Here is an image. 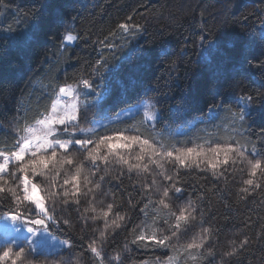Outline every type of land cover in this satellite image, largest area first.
<instances>
[{"label":"snow or ice","instance_id":"snow-or-ice-1","mask_svg":"<svg viewBox=\"0 0 264 264\" xmlns=\"http://www.w3.org/2000/svg\"><path fill=\"white\" fill-rule=\"evenodd\" d=\"M229 2L232 3L233 0ZM4 6L7 7L6 4ZM44 6H34L24 16H31L35 21ZM241 7L244 5L237 2V10ZM134 15L135 11L124 22H119L103 39L91 41V44L89 34H73L75 26L69 22L66 28L68 34L61 38V47L57 51L67 52V45L80 39L84 41L85 47L98 44L103 49L115 52L123 47L116 40L123 39L125 44H130L131 40L144 35L146 29L134 22ZM241 17L245 22L251 17L260 21L255 35L248 34L253 29L247 24L241 31H229L225 26L218 30L220 38L211 40L201 20L184 36L177 56V59H182L187 55L185 50L190 45L201 50L199 60L206 66L207 77L215 82V91L203 101V107L198 110L206 111L208 119L213 122L223 115L224 123L229 125L231 132L223 138L222 143L216 140L208 141L207 146L169 145L163 136L165 116L156 109V104L160 101L153 102L154 98L132 106L136 108L135 112L132 108L124 110L132 119L143 113L144 119L138 125L115 128L111 132L108 130L109 126L101 125L105 129L101 135L95 127L97 121H89L88 117L103 100L101 81L108 74L120 71L118 65H110L103 55L92 63L83 60L86 68L73 77V83L69 84L65 80L63 84L51 85L48 93L50 108L38 112L32 122H28L20 108H17V115L13 118L16 127L14 145L8 151L0 150V230L5 235V242L0 248V264H25L26 261L27 264H36V257L44 255L50 247L48 241L53 238V229L69 233L75 226L70 217L62 214L64 208H61V215H57V204L65 208L76 205L75 210L79 212L82 202H86L88 207L77 217V221L84 222L79 225L80 231H86L89 219H103L104 227L92 229L91 237L80 236L81 241L87 239L88 242L86 246L81 245L83 251L76 257V264H83L82 258H94L98 264H105L106 259L122 264L119 253L107 257L103 247L109 243L110 238H114L117 230L123 228L128 232L125 220L126 217L131 220V217L127 212L121 214L120 211H114L120 208L116 203L117 198L126 203L129 210L142 204L138 211L145 216L149 205L153 208L162 206L168 210L165 216L160 217L157 209L158 214L153 222L163 219V224L167 225L166 230L162 228L159 234L156 230L149 232L144 229L136 233L135 226L131 230V244L138 248H163L173 253L164 257L156 256L154 264H180L181 256L185 258V264L188 260L196 264L201 261L215 264V246L211 243L213 231L210 227L203 226V209L197 201H185L186 180L182 170H187L188 175L193 170L210 172L212 179L223 180L225 183L231 172H246L247 178L242 180L243 186L238 189V199L256 203V197L264 195V123L258 131L252 130V124L257 118L264 121V83L252 91L240 79L239 71H228L229 68L234 69L237 65L246 63L250 69H258L264 77V51L259 55L253 54L257 43L264 45V8L253 9L247 14L241 13ZM72 19L74 21L75 18ZM60 23L63 25V18ZM35 27L38 28L39 25ZM4 31L6 35L0 39L3 46L10 42L27 43L33 39L28 30L19 39L11 26ZM159 55L167 58L172 53L162 50ZM74 58L69 56V59ZM169 67L168 75L172 78V72H179L177 61L172 60ZM187 75L186 69L184 78ZM176 79L178 86L179 78ZM163 95L167 97L168 94ZM65 97H71L72 102L60 103ZM194 103H200L196 95L187 99L186 106ZM168 111L174 114L176 110L169 105ZM17 117L23 120L22 124ZM198 119L203 121V116ZM117 121L128 124V120H120L119 113ZM85 123L93 126L83 127ZM250 136L259 143L252 142ZM117 165L118 168L115 167ZM98 173V179H94ZM199 179L206 180L208 177L201 176ZM104 184L109 185L108 191L102 190ZM219 191L224 193V189ZM117 192L123 195L117 197ZM98 194H110L113 197L106 208L100 211L94 206ZM153 196L156 197L155 200ZM259 203L264 204V199ZM89 212L93 213L90 217L86 215ZM198 216L201 232L177 248L181 236L194 230ZM109 217L114 218L109 220ZM242 227L248 231H241L229 241L228 248L220 255L221 264H253L257 249L262 253L259 264H264V222L254 221L248 215ZM57 246L61 251L71 250L74 243L70 239L57 240ZM124 247L127 250L128 244L125 243ZM28 256L33 259L29 261ZM61 264H71V260L61 261ZM138 264L150 262L144 259Z\"/></svg>","mask_w":264,"mask_h":264},{"label":"trees","instance_id":"trees-1","mask_svg":"<svg viewBox=\"0 0 264 264\" xmlns=\"http://www.w3.org/2000/svg\"><path fill=\"white\" fill-rule=\"evenodd\" d=\"M237 2L242 3L244 7L237 10ZM5 4L7 7L4 6ZM41 4L45 6L35 21L31 16H24L28 9ZM260 8H264L262 0H233L232 3L229 0H3V3H0V39L6 35L4 29L9 26L18 39L23 37L25 30L32 34L33 39L22 44L12 42L7 46L0 44V150L8 151L14 145L16 127L13 118L17 115L18 107L24 118L32 122L38 112H44L46 108H50L48 93L51 85L63 84L65 80L69 84L73 83V77L86 68L83 60L86 59L92 63L100 55L105 56L110 65H118L120 71L108 74L106 79L101 81L103 100L99 107L89 114V121L96 120L102 115L115 116L144 99L154 98L153 101H160L156 105L165 116L166 128L163 136L169 145L191 147L195 144H205L207 146L208 141L216 140L222 143L223 138L231 132L229 125L224 123L223 115L213 122L208 119L206 111L198 110L203 107V101L210 98L215 91V82L207 77L206 66L199 60L201 50L199 47L193 48L190 45L185 50L187 55L182 59H177V56L184 36L190 33L201 20L211 40L219 39L218 30L225 26L229 31H241L247 24L253 29L248 34L255 35L260 21L251 17L245 22L242 20L241 13L247 14L253 9ZM134 11L136 13L134 22L142 25L146 31L144 35L131 40L130 44H125L123 39L116 40V43L123 47L115 52L103 49L98 44L85 47L84 41L80 39L72 45L68 44L67 52L57 51L61 47V38L68 34L66 28L69 22L74 23L73 34L88 33L91 44V41L103 39L110 30L115 29L119 22H124L126 17ZM201 13H203L202 17ZM61 18L64 21L63 25L60 23ZM72 18H75L74 21ZM37 24L38 28L35 27ZM162 50L172 55L164 58L159 55ZM261 51H264V45L257 43L253 54L259 55ZM70 55L75 58L69 59ZM172 60L177 61L179 72H172V78H170L168 73ZM186 69L188 75L184 78ZM228 71L233 73L239 71L240 79L252 91L264 83V77L260 75V71L250 69L246 63L239 64L234 69L229 68ZM176 78H179L178 86H176ZM164 93L168 94L167 97L163 95ZM238 94L237 92L236 95ZM193 95L199 97L200 103L186 106L187 99ZM38 101L40 103H37ZM169 105L176 110L174 114L168 111ZM201 116L203 121L198 119ZM143 119V115L140 114L134 119H124L128 120V124L114 122L107 125L108 130L111 132L115 128L138 125ZM17 120L23 123L19 117ZM262 123L264 121L257 118L252 124V130L258 131ZM91 125L85 123L82 126ZM104 131V128L98 130L101 135ZM141 132H143L142 126ZM249 139L252 140L251 136ZM252 142L259 143L255 140ZM182 175L186 180L185 201L196 200L203 209V226L210 227L213 231L211 243L215 246V264H221L220 255L224 249L228 248L229 241L236 238L241 231H248L242 227L248 215H251L254 221L264 222V204L259 203L261 199H264V195L257 196L256 203L240 201L237 196L238 189L243 186L242 180L247 177L246 172L242 173L238 170L231 172L227 183L212 179L210 172L199 170H193L191 175H188L187 170H182ZM98 176L99 173L94 179H98ZM201 176H207L208 179L200 180ZM60 179H63V173ZM108 189L109 185H102L103 191ZM220 189H224V193H221ZM121 195L123 194L117 192V197ZM112 199L110 194L107 196L98 194L94 206L97 211H100L105 209L106 204ZM124 199L126 200L127 197L125 196ZM155 199L156 197L153 196V200ZM116 203L120 205V208L114 211H120L121 214L127 212L131 220L126 217L128 232H125L123 228L117 230L114 238H110L109 243L103 246L107 257H113L119 253L122 264H138L140 260L152 261L156 256L164 257L166 254H173L168 249L146 250L131 244L133 238L131 230L134 226L136 233L142 229L149 232L156 230L158 234L162 228L166 230L167 225L163 224V219H156L155 223L153 220L157 217V209H159L160 217L165 216L168 210L163 209L162 206L153 208L149 205L147 216H145L138 211L142 204L129 210L127 204L119 198L116 199ZM85 207H88V204L82 202L78 212L75 210L76 205L65 208L57 204V215H61V208H64L62 214L70 217L75 226L69 233L56 229H53L52 233L62 240L70 239L74 243V248L51 256H37L36 264H61V261L69 260L71 264H76V257L83 251L81 245L86 246L88 242L87 239L81 241L80 236L91 237L92 229L104 227L103 219L96 221L89 219L86 231H80L79 225L84 222L77 221V217L83 213ZM173 210L176 209L173 208ZM86 215L90 217L93 213L89 212ZM113 218L109 217V220ZM199 221L198 216L194 230L186 236H181L176 245L177 248L201 232ZM125 243L128 244L127 250L124 247ZM261 255V251L257 249L253 264H259ZM28 259L31 261L33 257L28 256ZM82 259L83 264H98L94 258ZM105 263L118 264L117 261L109 259H106ZM180 264H185L183 256L180 258ZM187 264H196V262L188 260ZM199 264H207V262L201 261Z\"/></svg>","mask_w":264,"mask_h":264},{"label":"rangeland","instance_id":"rangeland-1","mask_svg":"<svg viewBox=\"0 0 264 264\" xmlns=\"http://www.w3.org/2000/svg\"><path fill=\"white\" fill-rule=\"evenodd\" d=\"M69 44L72 45V44H74V43H69ZM148 100H149V99H144V100H142L140 103H138L137 105H140V104H142L143 102H147ZM71 102H72L71 97H65V98H62V99L60 100V103H64V104H70ZM153 102H155V101H153ZM129 108H132V111H133V112L136 111V108H134V107H129ZM129 108H127V109H129ZM156 109L159 110L157 105H156ZM125 110H126V109H125ZM141 114L143 115L142 112H141ZM119 115H120V120H124V119H128V118H130V117L128 116L127 112L124 111V110L121 111V112L119 113ZM143 117H144V116H143ZM95 121H97V123H96V125H95V127L97 128V130H99V129L102 128L101 125H105V126H107V125H109V124H111V123L118 122V121H117V115H115V116H111V117H106V116H103V115H102V116L98 117ZM91 126H93V125H91ZM91 126H87V127H91ZM24 234H25V235L27 234L26 231L24 232ZM52 237H53V238L50 239V240L48 241L50 247L48 248L47 252H46L44 255H46V256H51V255H54V254H59V253L65 251V250H68V249H64L63 251H61V250L59 249V247L57 246V240H62V239H60L59 237H57V236L54 235L53 233H52ZM4 242H5V235H4L3 231L0 230V248H2ZM28 260H29V259H28ZM29 261H30V260H29ZM154 261H155V260H152V261H149V262H150V264H154ZM25 264H27V261L25 262ZM105 264H106V263H105Z\"/></svg>","mask_w":264,"mask_h":264}]
</instances>
